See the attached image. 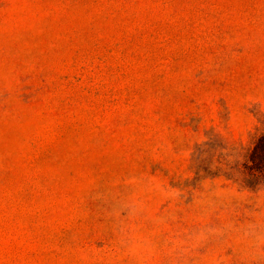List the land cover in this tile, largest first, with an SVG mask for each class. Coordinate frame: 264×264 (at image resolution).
Returning <instances> with one entry per match:
<instances>
[{"label": "rangeland", "instance_id": "1", "mask_svg": "<svg viewBox=\"0 0 264 264\" xmlns=\"http://www.w3.org/2000/svg\"><path fill=\"white\" fill-rule=\"evenodd\" d=\"M264 0H0V264H264Z\"/></svg>", "mask_w": 264, "mask_h": 264}, {"label": "trees", "instance_id": "2", "mask_svg": "<svg viewBox=\"0 0 264 264\" xmlns=\"http://www.w3.org/2000/svg\"><path fill=\"white\" fill-rule=\"evenodd\" d=\"M243 178L247 187L264 188V122L247 151L243 164Z\"/></svg>", "mask_w": 264, "mask_h": 264}]
</instances>
